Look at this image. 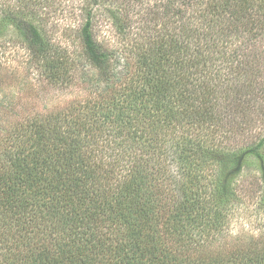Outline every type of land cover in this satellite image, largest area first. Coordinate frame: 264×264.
Here are the masks:
<instances>
[{"label":"trees","instance_id":"16d2710c","mask_svg":"<svg viewBox=\"0 0 264 264\" xmlns=\"http://www.w3.org/2000/svg\"><path fill=\"white\" fill-rule=\"evenodd\" d=\"M86 1L94 94L15 121L1 146L0 264H264V234L230 233L248 163L264 210V0L161 3L165 30L133 69L97 41L100 0ZM44 12L0 5V32L64 88L85 72Z\"/></svg>","mask_w":264,"mask_h":264},{"label":"rangeland","instance_id":"374dc122","mask_svg":"<svg viewBox=\"0 0 264 264\" xmlns=\"http://www.w3.org/2000/svg\"><path fill=\"white\" fill-rule=\"evenodd\" d=\"M19 0H0V5L15 4ZM86 0H39L47 22L58 23L56 35L60 44L58 53L73 60L75 81L85 72L81 81L64 87L53 84L35 62H28V52L7 32H0V148L14 141L15 121L61 109L94 94L90 88L96 72L80 58L82 47L77 28L82 23L81 6ZM89 1V0H88ZM86 1V2H88ZM167 0H100L96 4L94 36L98 42L120 56L121 63L134 68L136 45L148 48L155 29L163 28L153 12L163 10ZM162 23V25H161ZM12 137V138H10ZM240 196L231 219L230 233L243 238L264 234V210L258 203V173L248 163L239 177Z\"/></svg>","mask_w":264,"mask_h":264}]
</instances>
